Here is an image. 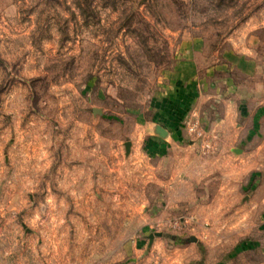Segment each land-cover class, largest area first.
<instances>
[{
	"label": "rangeland",
	"instance_id": "1",
	"mask_svg": "<svg viewBox=\"0 0 264 264\" xmlns=\"http://www.w3.org/2000/svg\"><path fill=\"white\" fill-rule=\"evenodd\" d=\"M0 264H264V0H0Z\"/></svg>",
	"mask_w": 264,
	"mask_h": 264
},
{
	"label": "crops",
	"instance_id": "2",
	"mask_svg": "<svg viewBox=\"0 0 264 264\" xmlns=\"http://www.w3.org/2000/svg\"><path fill=\"white\" fill-rule=\"evenodd\" d=\"M153 129L157 133H154V137H152L150 140L152 143H154V147L149 151L148 155L150 157H155V159L169 157L172 151L181 147V144L186 138L183 131L174 130L173 128H167V126H160V128H158L157 130H155V128L153 127Z\"/></svg>",
	"mask_w": 264,
	"mask_h": 264
},
{
	"label": "water",
	"instance_id": "3",
	"mask_svg": "<svg viewBox=\"0 0 264 264\" xmlns=\"http://www.w3.org/2000/svg\"><path fill=\"white\" fill-rule=\"evenodd\" d=\"M93 113H100V112L97 111V110H94ZM126 150L127 151L129 150V144L126 145ZM154 237H161V234L160 233H157V234H154V235H150L148 237L150 244L152 243ZM192 242H194V240H192Z\"/></svg>",
	"mask_w": 264,
	"mask_h": 264
}]
</instances>
